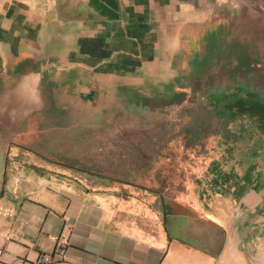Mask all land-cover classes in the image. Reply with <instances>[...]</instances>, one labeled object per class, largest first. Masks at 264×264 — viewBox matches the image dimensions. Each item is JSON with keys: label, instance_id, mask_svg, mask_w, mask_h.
<instances>
[{"label": "crops", "instance_id": "1", "mask_svg": "<svg viewBox=\"0 0 264 264\" xmlns=\"http://www.w3.org/2000/svg\"><path fill=\"white\" fill-rule=\"evenodd\" d=\"M203 84L222 116L247 112L225 86L264 93V0H0V264H231L225 247L212 255L180 235L170 186L118 188L140 156L147 179L176 177L173 135L165 144L162 129L128 122L68 134L73 116H130L192 99ZM24 131L30 143L47 133V160L44 143L23 147ZM263 212H228V235ZM243 246L247 264H264V250Z\"/></svg>", "mask_w": 264, "mask_h": 264}, {"label": "rangeland", "instance_id": "2", "mask_svg": "<svg viewBox=\"0 0 264 264\" xmlns=\"http://www.w3.org/2000/svg\"><path fill=\"white\" fill-rule=\"evenodd\" d=\"M206 88L205 84L201 85L202 90L198 91L197 96L194 91L192 99L186 97L182 102L135 111L130 116H124L121 109L117 113L115 110H94L78 119L73 116L68 134L71 140H76L85 133L97 130L96 135H99L107 127L116 124L120 127L121 123L128 122L136 126H150L155 131L162 129L159 139L165 144L173 135L170 148L174 149L171 158L176 165L173 166L176 177L167 180L147 179L148 173L142 170L149 168L148 161L146 157L140 156V163L134 162L128 167L127 173L122 174L125 181L120 182L118 188L126 190L130 182L154 191L170 186L171 192L167 191L170 195L169 208H166L169 215L174 213L177 217V224L184 226L179 231L180 235L188 236L200 248L205 246L210 249L212 255H217L225 247V253L232 254L231 264H247L243 245L251 254H263L264 212L247 223L236 222L229 235L224 219L228 212L229 218L247 217L264 205V115L263 118L254 119L247 109L246 114L242 113L241 116H222L217 111L222 103L214 99L216 97L218 100V92ZM161 96L163 94L155 93L147 98L156 100ZM75 126L83 130L73 129ZM23 134L28 135L27 143L22 142L26 149L33 148L37 143L45 144L39 145L38 156L47 160L45 154L50 150L46 147L47 133H37L43 140L32 141L33 144L30 143V134L26 131ZM23 134L20 136L24 137ZM34 138H37L35 134L32 136ZM83 166L87 170L90 168L87 164ZM137 190L142 191L139 188ZM150 203L151 209L163 212V203L159 207L155 200ZM138 207L139 203H134V208ZM189 228H193L191 232H187ZM210 232L215 233L214 241L210 239L211 242H204V236Z\"/></svg>", "mask_w": 264, "mask_h": 264}, {"label": "flooded vegetation", "instance_id": "3", "mask_svg": "<svg viewBox=\"0 0 264 264\" xmlns=\"http://www.w3.org/2000/svg\"><path fill=\"white\" fill-rule=\"evenodd\" d=\"M240 87V88H239ZM250 92H254V88L252 84H242L238 86V88H235V86L231 87H224V92H222V89L220 90V94L223 93L225 97H231L232 102H238V104L241 105V107H245L249 111L253 112H262L264 111V93H259L257 91L254 92V94L248 96H241L245 89ZM247 97V99H246ZM237 98L239 100H237ZM237 100V101H236Z\"/></svg>", "mask_w": 264, "mask_h": 264}]
</instances>
